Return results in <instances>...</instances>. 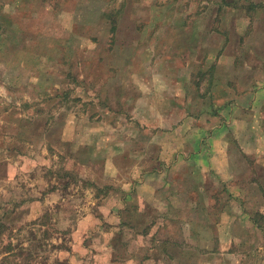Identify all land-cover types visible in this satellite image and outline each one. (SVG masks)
<instances>
[{
  "label": "crops",
  "instance_id": "0c3cea01",
  "mask_svg": "<svg viewBox=\"0 0 264 264\" xmlns=\"http://www.w3.org/2000/svg\"><path fill=\"white\" fill-rule=\"evenodd\" d=\"M236 3L124 0L115 31L108 8L92 28L108 45L83 48L69 32L58 59L43 1L24 12L19 0L0 3L8 26L0 31V86L57 88L54 99L79 101L75 91L88 77L102 69L119 76L97 114L61 107L49 125L46 108L0 106V138L47 144L69 160L100 152L89 178L114 188L101 207L108 224L95 234L94 248L106 249L101 263L264 264V0L251 11ZM122 109L137 131L128 144L117 143L126 132L110 122ZM19 170L0 155V178Z\"/></svg>",
  "mask_w": 264,
  "mask_h": 264
},
{
  "label": "rangeland",
  "instance_id": "374dc122",
  "mask_svg": "<svg viewBox=\"0 0 264 264\" xmlns=\"http://www.w3.org/2000/svg\"><path fill=\"white\" fill-rule=\"evenodd\" d=\"M23 1L24 3L19 0L21 12L39 0ZM41 1L54 15V18L44 15L41 20L46 24L50 23L53 28L47 34L54 33L55 39L50 45L55 51L51 58L55 59L60 58L59 48L67 46L65 34L69 32H73L75 40L83 48L90 43H100L97 44L99 47L108 45L109 39H98L92 28L105 8H108L107 14L119 22L124 4V0ZM236 1L238 9L253 10V0ZM0 3L3 4V0ZM7 27V23L1 18L0 31ZM42 46L39 45L38 49ZM15 61L18 62V58ZM77 65H72L75 70ZM102 72L104 75L98 73L93 78L88 77L84 82L85 86L81 85L80 89H76L75 93L82 100L77 101L69 94L65 100L58 101L54 99L57 88L39 92L30 88L8 89L0 86V106L2 109L12 105L27 109L35 107L33 111L46 108L49 125L56 122L61 107L74 108L81 116L97 114L105 111L107 106L104 100L108 87L115 82L117 84L119 78L114 70L106 72L102 69ZM68 80L72 82L71 75ZM66 86L67 84L61 88L72 92L71 87L66 89ZM88 86L90 91L84 92ZM90 96L92 97L89 100ZM96 97L98 101H94ZM115 111L114 115H110V122L128 133L115 136V139L117 143L128 144L131 134L137 138L136 127H133L135 124H129L131 122L124 109L122 113ZM93 120L98 121L99 116ZM100 122L99 120L98 123ZM99 154L100 152L97 153L98 157L94 155V159L90 160L89 153L82 152V158L72 157L69 160L47 144L31 146L19 138H0V155L18 163L20 167L17 178H0V264H103L101 256L105 255L106 249L97 251L94 248L95 234L98 228L103 230L108 224L109 217L102 213L101 207L108 202L114 188L103 184L104 182L97 185L95 178H89L92 169H98L97 165L90 168L91 161L94 160L95 164L98 161L99 164L103 162ZM81 160L87 164L76 168L74 163ZM250 185L253 186L252 183ZM257 222L263 223V220L257 217ZM103 238H107L106 234ZM117 254L120 258L127 255L124 246L119 247ZM116 263L122 264L119 260Z\"/></svg>",
  "mask_w": 264,
  "mask_h": 264
},
{
  "label": "trees",
  "instance_id": "16d2710c",
  "mask_svg": "<svg viewBox=\"0 0 264 264\" xmlns=\"http://www.w3.org/2000/svg\"><path fill=\"white\" fill-rule=\"evenodd\" d=\"M112 20L115 22V26L113 27V31H115L116 30V25H117L116 23H117V21H115L114 19H112ZM0 21H1V18H0ZM114 22H113V25H114Z\"/></svg>",
  "mask_w": 264,
  "mask_h": 264
}]
</instances>
